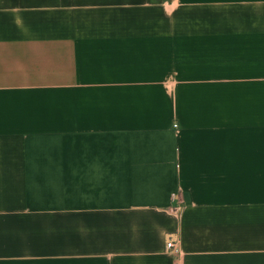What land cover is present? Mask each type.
<instances>
[{
  "label": "crops",
  "instance_id": "obj_1",
  "mask_svg": "<svg viewBox=\"0 0 264 264\" xmlns=\"http://www.w3.org/2000/svg\"><path fill=\"white\" fill-rule=\"evenodd\" d=\"M0 264H264V0H0Z\"/></svg>",
  "mask_w": 264,
  "mask_h": 264
},
{
  "label": "built area",
  "instance_id": "obj_2",
  "mask_svg": "<svg viewBox=\"0 0 264 264\" xmlns=\"http://www.w3.org/2000/svg\"><path fill=\"white\" fill-rule=\"evenodd\" d=\"M175 127H176V126H175ZM174 247H175V245L172 243V241H169V242L167 243V249H169V250H173Z\"/></svg>",
  "mask_w": 264,
  "mask_h": 264
}]
</instances>
